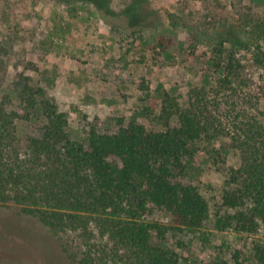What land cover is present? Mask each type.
I'll list each match as a JSON object with an SVG mask.
<instances>
[{
	"label": "trees",
	"instance_id": "trees-1",
	"mask_svg": "<svg viewBox=\"0 0 264 264\" xmlns=\"http://www.w3.org/2000/svg\"><path fill=\"white\" fill-rule=\"evenodd\" d=\"M81 1L109 10L110 0ZM146 3L135 0L128 11L145 20ZM258 31L261 39L253 28L254 37L221 46L250 50L260 82L249 91L240 88L245 63L236 52L222 63L220 49L219 75L206 74L186 106L166 96L165 131L137 122L117 132L93 126L80 142L70 132L68 114L29 76L18 74L20 111L9 109V94H0V204L19 208L60 237L69 264H181L166 241L200 231L211 215L200 185L185 179L193 145L230 137L240 164L229 170L222 195L226 213L217 215L216 226L255 234L264 225V28ZM7 74L1 57L0 93ZM18 121L39 125L40 134L22 138ZM156 212L171 222L156 220ZM245 248L246 243L236 248L232 262L217 264H243ZM6 253L1 263L26 264ZM253 254L264 264V241L255 243Z\"/></svg>",
	"mask_w": 264,
	"mask_h": 264
},
{
	"label": "rangeland",
	"instance_id": "rangeland-1",
	"mask_svg": "<svg viewBox=\"0 0 264 264\" xmlns=\"http://www.w3.org/2000/svg\"><path fill=\"white\" fill-rule=\"evenodd\" d=\"M134 2L110 0L108 10L81 0H0V58L8 67L0 94H9V109L20 111L15 82L24 73L68 114L73 138L84 142L93 126L117 132L137 122L165 131L166 96L186 106L190 90L218 71L220 49L222 63L231 52L245 63L240 88L249 91L260 82L250 50L221 42L254 37L253 28L259 39L264 0H147L145 20L128 11ZM17 124L22 138L40 134L39 125ZM230 144V137H222L193 145L185 179L200 185L211 215L200 231L166 241L181 264L232 262L243 243V264H258L253 248L264 241V225L253 235L216 226L217 215L226 213L222 195L229 170L240 164ZM153 217L171 222L162 212ZM5 253L26 264H69L60 237L19 208L0 204V257Z\"/></svg>",
	"mask_w": 264,
	"mask_h": 264
}]
</instances>
